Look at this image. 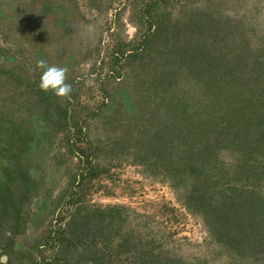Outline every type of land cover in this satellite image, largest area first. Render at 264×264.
Segmentation results:
<instances>
[{
	"label": "rangeland",
	"instance_id": "obj_1",
	"mask_svg": "<svg viewBox=\"0 0 264 264\" xmlns=\"http://www.w3.org/2000/svg\"><path fill=\"white\" fill-rule=\"evenodd\" d=\"M263 58L264 0H0V264H87L78 250L58 255L62 229L112 206L202 255L203 221L141 163L127 121L159 74L203 116L231 114L226 69ZM40 62L67 67L70 97L39 88Z\"/></svg>",
	"mask_w": 264,
	"mask_h": 264
},
{
	"label": "trees",
	"instance_id": "obj_2",
	"mask_svg": "<svg viewBox=\"0 0 264 264\" xmlns=\"http://www.w3.org/2000/svg\"><path fill=\"white\" fill-rule=\"evenodd\" d=\"M224 75L233 82L224 92L226 107L237 105L231 114L203 116L193 100L170 95L159 74L152 97L127 121V144L141 163L153 167L203 221L210 239L197 246L203 254L184 252L192 244L178 238V230L112 206L96 209L93 224L77 222L73 214L58 255L78 250L89 256L87 264H213V245L224 264H264V58Z\"/></svg>",
	"mask_w": 264,
	"mask_h": 264
},
{
	"label": "clouds",
	"instance_id": "obj_3",
	"mask_svg": "<svg viewBox=\"0 0 264 264\" xmlns=\"http://www.w3.org/2000/svg\"><path fill=\"white\" fill-rule=\"evenodd\" d=\"M38 66L43 69L39 82L42 91H51L59 98L70 97L72 86L67 82V67L45 65L43 62Z\"/></svg>",
	"mask_w": 264,
	"mask_h": 264
}]
</instances>
